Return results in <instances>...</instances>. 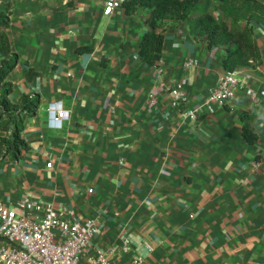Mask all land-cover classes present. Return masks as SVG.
Returning a JSON list of instances; mask_svg holds the SVG:
<instances>
[{
  "label": "crops",
  "instance_id": "crops-1",
  "mask_svg": "<svg viewBox=\"0 0 264 264\" xmlns=\"http://www.w3.org/2000/svg\"><path fill=\"white\" fill-rule=\"evenodd\" d=\"M105 2L0 0L12 12L0 32L18 55L10 99L40 97L24 121L30 148L17 162L0 158V199L30 197L75 220L98 219L90 252L115 248V263L138 253L145 264H264V23L251 20L263 64L239 70L245 88L221 107L208 98L226 46L210 48L190 21L169 19L163 64L151 65L140 55L150 10L124 5L106 16ZM187 59L198 65L186 68ZM170 87L187 92L181 109L169 107ZM59 102L68 112L53 128ZM195 108L199 120H185L182 111ZM245 115L255 143L243 136ZM126 237L130 253L119 250Z\"/></svg>",
  "mask_w": 264,
  "mask_h": 264
},
{
  "label": "trees",
  "instance_id": "trees-1",
  "mask_svg": "<svg viewBox=\"0 0 264 264\" xmlns=\"http://www.w3.org/2000/svg\"><path fill=\"white\" fill-rule=\"evenodd\" d=\"M124 5L129 14L138 8L150 10V29L142 38L140 55L151 65H156L162 58L165 41L163 27L169 19L190 21L194 36L206 37L210 48L226 46L228 52L223 64L227 70L256 69L263 64L251 23L252 19L264 23V4L259 0H127ZM11 14L10 9L0 10L1 26L10 25ZM0 51L5 56L0 62V128L7 132L0 138V158L10 157L17 162L30 148L22 135L24 121L36 111L40 97L23 95L18 104L11 101L13 83L8 75L17 66L18 55L13 53L6 32H0ZM27 73L29 77L37 74L30 70ZM243 120V136L248 142L255 143L257 133L248 123L246 115Z\"/></svg>",
  "mask_w": 264,
  "mask_h": 264
},
{
  "label": "built area",
  "instance_id": "built-area-1",
  "mask_svg": "<svg viewBox=\"0 0 264 264\" xmlns=\"http://www.w3.org/2000/svg\"><path fill=\"white\" fill-rule=\"evenodd\" d=\"M127 0H106L104 15L111 16L117 9L124 6ZM163 64L161 58L156 66ZM198 65L195 59H187L184 66L189 68ZM244 83L239 70H225L212 87L208 102L224 107L229 104ZM250 96L255 105L260 104L256 92ZM169 107L181 109L188 102L187 92L178 87L168 90ZM147 105L157 108L158 99L150 93ZM61 102L50 106L49 125L61 128L67 114ZM183 117L187 121L199 120V109H184ZM51 167L52 164L48 163ZM90 191H93L90 189ZM100 232V223L96 218L85 221L73 219L72 212L67 208H58L53 204H44L37 199L25 197L14 205H8L0 199V237L6 245L0 248V264H120L112 261L111 255L117 250L95 249L90 252L93 239ZM151 252L154 248L146 245ZM122 253L131 252L129 238L122 240L119 248ZM146 258L138 253L132 255L126 264H145Z\"/></svg>",
  "mask_w": 264,
  "mask_h": 264
}]
</instances>
